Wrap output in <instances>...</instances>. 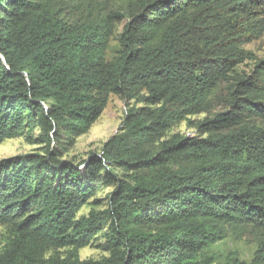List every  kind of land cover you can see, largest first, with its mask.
<instances>
[{
	"label": "trees",
	"instance_id": "trees-1",
	"mask_svg": "<svg viewBox=\"0 0 264 264\" xmlns=\"http://www.w3.org/2000/svg\"><path fill=\"white\" fill-rule=\"evenodd\" d=\"M55 1L0 0V144L38 127L46 147L0 160V264H213L208 248L251 229L264 264V58L247 48L264 0H137L113 59L121 16L73 23ZM111 94L135 101L119 130L61 159L54 137L88 132ZM182 121L198 134L171 133ZM105 229L110 255L82 259Z\"/></svg>",
	"mask_w": 264,
	"mask_h": 264
},
{
	"label": "rangeland",
	"instance_id": "rangeland-1",
	"mask_svg": "<svg viewBox=\"0 0 264 264\" xmlns=\"http://www.w3.org/2000/svg\"><path fill=\"white\" fill-rule=\"evenodd\" d=\"M137 0H56V9L61 16L69 22H81L87 19H95L109 14H118L120 20L113 23L114 35L112 36L107 54L113 59L120 49L119 37L125 30V26L130 20V11L135 6ZM258 58H264V34L259 39L247 45ZM251 65V61H248ZM243 68H245L243 66ZM249 68V67H247ZM226 85L219 86L210 97L213 113L221 109L223 99L226 97ZM135 105V101H127L118 94H111L106 109L101 117L95 122L91 129L79 136L68 135L60 131L54 138V145L61 159L75 160L86 158L92 151L100 152L104 142L115 134L126 115V111ZM206 114L192 116L193 121L203 119ZM171 133L180 132L186 135L198 134L196 128L187 121L177 123ZM40 129L37 127L33 131L21 137L8 138L0 144V160L8 157L26 155L29 153H44L46 147L39 142ZM120 173H123L121 170ZM113 186H103L96 196L92 197V202L85 205L81 210V215H87L91 210L104 209L107 203L108 194L113 190ZM96 198L103 200L102 204L93 201ZM7 231L0 226V250L7 241ZM261 235L251 229L248 232H235L229 230L228 237L213 244L207 249L210 255L215 256L213 264H226L233 257L237 256L241 260L251 264L257 249L260 247ZM108 230L99 233L91 243L79 250L82 259L94 258L97 260L108 257L111 253L108 247ZM68 249H58L59 255H67ZM56 253V252H55Z\"/></svg>",
	"mask_w": 264,
	"mask_h": 264
}]
</instances>
